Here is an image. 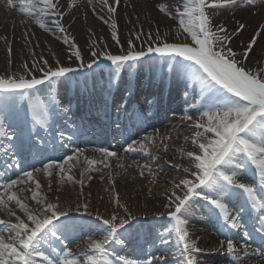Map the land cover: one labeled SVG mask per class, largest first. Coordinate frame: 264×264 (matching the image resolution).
I'll return each mask as SVG.
<instances>
[{
  "label": "snow or ice",
  "instance_id": "6c2138e0",
  "mask_svg": "<svg viewBox=\"0 0 264 264\" xmlns=\"http://www.w3.org/2000/svg\"><path fill=\"white\" fill-rule=\"evenodd\" d=\"M99 2L97 11L93 0H88L93 14L109 27L116 51L109 50L106 42L93 39L86 59L84 50L69 35L70 25L66 27L64 23L65 17L75 19L72 12L78 0H68L67 5L61 0H18L15 5L43 32L60 34L57 39L67 46L64 60L54 51L47 58L37 55L35 48L40 47L37 42L31 50V59L23 61L14 71L12 44L6 37H0L7 44V68L0 74V148L3 149L0 157L7 158L4 170L0 171V211L14 218V222L0 219V264H165L163 254L151 253L143 260L121 254L137 242L139 233L133 224L136 215L120 203L118 193L113 197L116 208L105 217L98 209L90 211L87 200H77L74 207L71 203H61L59 196L51 200L40 179L41 176L48 178L49 193L53 191L55 176L60 184L80 185V196H83L85 179H93L92 175L85 177V172H100L111 167L112 158L120 159L117 152L104 147L92 149L100 154V159L90 158L80 147L60 158L48 156V146L40 131L51 127L50 119L58 111L65 115L70 111L60 102L58 91V86L69 81L70 74L87 76L82 70H93L94 66L107 68L110 86L119 90L124 84L122 70L137 65L147 66L159 75L161 82L171 80L178 87L182 85L185 100L194 101L189 108L198 113L195 118L183 117L194 129L190 137H184L186 142L190 140L191 150L180 153L186 163L173 165L182 175L171 181L170 190L165 193L163 206L169 219L157 233L160 244L167 246L174 241L181 264H203L199 257L204 250L189 231L192 204L199 199L206 202L208 214L221 222L223 238L218 242V250L227 253L233 264H238L240 241L229 233L245 228L243 212H256L259 226L253 230L264 245V66L250 65L254 46L258 39H264V23L245 42L246 23L237 20L231 30L224 23H214L219 13L240 6L241 0H179L174 8L168 0H160L155 7L162 16L175 21L177 27L163 32L159 26L147 32L140 27L130 32L122 43L116 17L122 6L129 5L125 0ZM245 3L255 6V0H245ZM8 4L13 6L14 0H8ZM30 35L35 36L31 29L23 33L29 44L32 43ZM234 42H238L235 48ZM37 93L43 94V99ZM128 93L131 94L130 84ZM123 100L120 96L118 102L109 92L100 103L107 112L113 106L120 110ZM18 102L26 103V111L19 110ZM151 115V112L145 115L138 111L137 120L148 122ZM29 117L32 127L26 131L23 126ZM74 135L60 131L55 150L66 148ZM53 139L57 137L54 135ZM169 139L170 135L154 129L152 134L139 140L129 137L123 151L155 161L158 157L150 149L159 140L167 152ZM25 155L40 167L34 163L30 171L23 170L20 161ZM85 164L87 167L79 179L71 174L77 165ZM119 167L127 170L124 164ZM136 167L141 177L155 175L151 163L136 164ZM155 167L164 170L160 165ZM245 179L251 182H244ZM85 215L93 217L87 224L82 222ZM85 229L89 234L82 245L77 243V248L83 250L76 251L70 245ZM250 236L247 231L241 235L245 249L250 247L247 243ZM257 255L264 256V253L257 250Z\"/></svg>",
  "mask_w": 264,
  "mask_h": 264
},
{
  "label": "bare ground",
  "instance_id": "6f19581e",
  "mask_svg": "<svg viewBox=\"0 0 264 264\" xmlns=\"http://www.w3.org/2000/svg\"><path fill=\"white\" fill-rule=\"evenodd\" d=\"M17 2L18 0H14L13 6H10L8 0H0V37H6V40L10 41L12 44L13 60H15L13 70H18L23 61L31 59V50L37 42L40 44L39 48H35L37 55H44L47 58L50 56V52L54 51L60 54L61 60H64L67 46L63 44L61 39H57V35L60 34L53 35L52 33H45L40 30L31 20H28V18L19 11V8L15 6ZM159 2L160 0H125V3L129 6H122L116 17L122 43L129 38L130 32H134L140 27H143L146 32L154 31L157 26L160 27L162 32L167 31L169 27L173 29L177 27L175 21L168 19L159 13L158 9L155 7ZM61 3L67 5L68 0H61ZM177 3H179V0H168V4L173 8ZM93 6L99 11V0H93ZM72 16L75 17L74 20L72 17H65L64 23L66 27L70 25L69 35L73 37L75 43L84 50L86 58L89 42L93 39L97 40L98 43L106 42L109 50L116 51L114 42L110 37L109 27L93 14L92 6L88 4V0H78L77 7L73 10ZM237 20L244 22L247 25V30L243 36V39L247 42L257 29V26L260 23H264V0H255V6H248L246 5L245 0H241L240 6L219 13L216 16L214 23H224L231 30ZM25 21H27V23H24ZM29 29L35 33L34 37L31 35L29 36V39L32 41L31 44L27 43L23 37V33ZM92 33L95 35L93 36ZM237 43L238 42H234L232 46L235 48ZM6 48L7 44L5 39H0V60L1 63H4L5 65H7ZM250 65L254 67L257 65L264 66V39H258L257 46H254V52L250 54ZM2 67L3 66L0 65V74L5 72L2 71L4 69ZM104 70L106 73L95 70L91 73L85 72L88 73L87 76L76 74V76L79 75V77H83L84 80L77 81L76 89L73 93L69 90L71 82H67L64 86H58V91L60 102L69 107V113L72 115L70 120L74 123H78L77 114H79L74 109V103L82 101L83 98L86 97L89 103L81 105L80 108L86 113V118H84L85 123H83L84 127L90 125L91 129H95L96 132L99 129H107L109 134L108 137L94 136L92 138L82 139L73 138L72 142L68 144L66 150L64 149L60 154L52 157H63L64 155L69 154L75 147L85 149V154L90 158L95 159L101 158L99 153L92 151V149L96 147L108 148L109 150L118 153L120 159L117 160L116 158H112L110 161L111 167L104 168L100 172H85V177L87 175H92L93 179L90 181L85 179L83 193L88 194L89 197L86 198L83 196L80 200L81 202L84 200L90 202V206L93 207V209L90 207V211L94 212L98 209L105 217L113 211L109 210L108 206L101 204L103 199L101 202L100 199L97 201L92 195H99L101 198L103 194L100 191L102 190H106L108 194L107 201L113 203L115 207L116 204L113 201V197L116 193L119 194L120 203L132 209L141 204L143 205L144 203L150 207L163 206L166 202L165 193L166 190H170L171 181L173 179H179L180 175H182V173L175 169L173 165L186 163L185 160H182L180 153L181 151L186 152L191 150L190 140L186 142L184 137H190L194 129L190 126L191 122L184 120L183 117L186 115H193L195 118L198 115V113H195L189 108V105L194 103V101L191 98L186 101L183 96L182 85L180 86L181 90L176 89V86H174L175 84L171 80H165L169 82V86L166 90H163L162 86L165 81L161 82L159 75L151 71L149 68L143 67L142 74L136 76L134 81L131 79L133 70H122L121 77L124 84L119 90L110 86L109 71L108 69ZM127 72L129 73L128 76ZM132 82L137 84L138 88L141 86V89L132 91L130 96L125 98V95L128 93L129 84L131 90L135 88V85ZM152 84H158V87L155 89ZM138 90L141 91L142 97L145 99V102H143L141 107H135L132 102L135 95L136 97L141 95L138 93ZM109 92L112 96L116 97L118 102L120 96L124 97L122 104L127 105L126 110L132 108L133 111H135L142 107L147 110L154 108V117L157 118L156 121H153L140 131H136L135 133L131 131L129 136L126 137L127 134H124L121 130L119 131V128L123 126V122H127L128 117L126 119L124 118V121H121V118L114 111L115 109H113L114 106L110 110H107V112L104 110L102 115L97 112V107L104 108L100 103V100L103 96L108 95ZM154 98H156L158 102L151 105ZM159 100L161 101L159 102ZM157 104L159 106H164L165 109L167 108L166 111L164 110V114H159L157 111ZM17 107L21 112L26 111L27 108L26 103L19 106V102ZM133 116L136 115L133 114ZM65 117L64 113L58 111V114L53 119H50L51 127L48 130H41L40 135L42 137L46 136V139L51 140L52 142V138L50 137L52 131H63L65 128L63 118ZM23 127H25L26 131L31 129L32 125L30 117L28 118L27 125ZM148 127L151 128L147 129ZM113 128H115L116 132L120 133H118V137L116 138H109V136H112ZM154 129H159L160 133L165 136H171V139L166 141L168 146L167 152L163 151L159 140L157 141L156 146H154L158 150L153 149V147L150 149L158 159L155 161H148L141 154L125 153L123 151L127 146L125 141L128 140L129 137L139 140L146 134H152ZM124 137L126 138L123 139ZM2 151L3 149L0 148V152ZM34 163L37 167H40L39 163ZM34 163L30 164L28 161L20 162V167L23 170L30 171L31 165ZM145 163L152 164V171L155 175H145L144 177L139 175L140 170L136 167V164ZM120 164H124L127 170L125 171V169L120 168ZM129 164L133 165V167L128 168L127 166ZM156 165L162 166L164 170L160 171L155 167ZM3 166L5 165L1 163L0 157V167L2 168ZM86 167V164L77 165L72 169L71 174L79 179L80 173L84 171ZM9 174L11 175V170L9 171ZM101 175L104 176L103 180L100 179ZM40 179L44 186V192L47 193L49 198L53 201H55V197L59 196L61 203H74V200L70 199V195L72 193L78 194L81 190L80 185L77 184H72L70 182L60 184L58 182V177L54 176L52 178L53 191L49 193L47 190L48 178L41 176ZM244 182H251V180L245 179ZM133 197H135L136 200ZM63 199H65V202ZM239 203L242 205L243 200ZM162 208V212H167V209H165L164 206ZM159 213H161V210L146 213V215L150 216L145 218V220L155 218L159 219L161 223L153 233L146 232L145 234V244L149 251L147 253H144L141 250L134 251L133 247H131L130 251L121 254H130L133 258L143 260L142 258L148 257L151 253L160 256L161 254L167 255V252L172 251V257L169 256L168 258H165V264H181L180 254L178 249L174 246V241L172 244L163 246L157 238V233L163 230L161 226L165 225L164 214ZM192 213L193 219L190 221L189 231L192 238L198 240L199 247L204 250V254L199 257L203 264H233L232 258L227 253L218 250V242L223 238L220 231L221 222L218 221L215 216H210L208 214L206 202L196 199L192 204ZM72 214L77 215L76 213ZM136 214L137 213H134V215ZM255 217L256 212L254 211L249 210L243 212L242 219L245 228L238 232L233 231L229 233L234 240L240 241L241 246L238 248L240 259L238 264H264V256L257 255V250L264 253V248L259 239V234L253 230L254 226H259ZM0 219H11V221L14 222V218H9L3 211H0ZM92 219L93 217L85 215L82 217V222L87 224V222ZM244 231L251 233V236L247 241L250 247L247 249L242 247L244 241L241 240V235ZM88 234L87 229H85L84 234L78 237L77 241L72 243L70 247L76 251L83 250L82 248H77V243L82 245L83 240L86 239ZM245 251L247 252V255L244 254Z\"/></svg>",
  "mask_w": 264,
  "mask_h": 264
},
{
  "label": "rangeland",
  "instance_id": "374dc122",
  "mask_svg": "<svg viewBox=\"0 0 264 264\" xmlns=\"http://www.w3.org/2000/svg\"><path fill=\"white\" fill-rule=\"evenodd\" d=\"M153 149H155V150H158L157 148H155V147H153ZM81 191V190H80ZM102 194H103V196L100 198L99 197V195H94V194H92L96 199H97V201H99V199H100V202H101V200H102V202H101V204L102 205H106V206H108V209L109 210H113V209H115L116 207L113 205V203H111V202H109V201H107L108 200V194H107V192H106V190H102V191H100ZM83 196H85L86 198L87 197H89V195L88 194H84L83 193ZM83 196H80V192L78 193V194H75V193H72L71 195H70V199L71 200H74V203H71L72 204V206L74 207L75 206V203L77 202V200H80V198H82ZM135 200H136V198L135 197H133ZM66 199V198H65ZM65 199H63V201L65 200ZM81 201V200H80ZM65 202V201H64ZM66 203H69V202H66ZM33 206H34V204H33ZM91 207V206H90ZM163 206L161 205V206H156V207H150V206H148L147 204H141V205H139V206H137V207H134L133 209L132 208H129V209H131V211H132V213L134 214V213H137L136 214V216H138V215H140V214H145V213H147V212H151V211H158V210H162L163 208H162ZM92 209H93V207H91ZM91 210V209H90ZM168 220H166L165 221V223L167 222Z\"/></svg>",
  "mask_w": 264,
  "mask_h": 264
}]
</instances>
